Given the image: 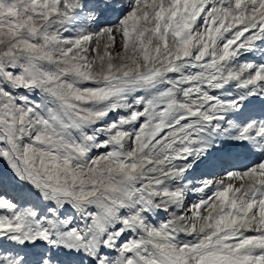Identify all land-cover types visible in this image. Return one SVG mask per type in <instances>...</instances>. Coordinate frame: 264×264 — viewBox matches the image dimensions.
I'll use <instances>...</instances> for the list:
<instances>
[{"label": "snow or ice", "instance_id": "1", "mask_svg": "<svg viewBox=\"0 0 264 264\" xmlns=\"http://www.w3.org/2000/svg\"><path fill=\"white\" fill-rule=\"evenodd\" d=\"M0 264H264V0H0Z\"/></svg>", "mask_w": 264, "mask_h": 264}]
</instances>
